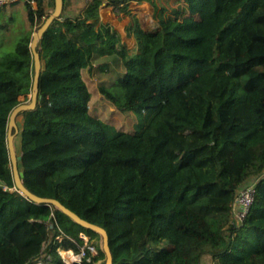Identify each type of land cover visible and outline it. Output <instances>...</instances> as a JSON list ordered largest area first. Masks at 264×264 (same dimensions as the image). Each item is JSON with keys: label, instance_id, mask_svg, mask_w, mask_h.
I'll use <instances>...</instances> for the list:
<instances>
[{"label": "trees", "instance_id": "16d2710c", "mask_svg": "<svg viewBox=\"0 0 264 264\" xmlns=\"http://www.w3.org/2000/svg\"><path fill=\"white\" fill-rule=\"evenodd\" d=\"M143 1L153 9L154 30H144L128 8ZM49 2L37 0L35 9L24 2L30 28L53 9ZM103 2L131 14L126 31L136 51L100 21ZM172 2L167 11L155 0H91L69 17L63 0L62 20L37 44L36 107L16 117L22 182L103 227L112 264H264V0ZM32 32L0 54V180L8 187L0 185V264H33L44 253L47 264H65L57 248L81 247L72 264H104L98 233L9 189L7 126L32 89ZM112 55L122 71L100 91L119 111L140 117L132 131L89 110L81 71ZM252 179L253 204L233 225L235 190ZM48 220L63 235L44 246Z\"/></svg>", "mask_w": 264, "mask_h": 264}, {"label": "rangeland", "instance_id": "374dc122", "mask_svg": "<svg viewBox=\"0 0 264 264\" xmlns=\"http://www.w3.org/2000/svg\"><path fill=\"white\" fill-rule=\"evenodd\" d=\"M155 1H157L159 5L166 7L167 11L176 5V3L172 2L173 0ZM128 8L132 15L139 17V23L145 30H154L156 28V20L153 18V9L148 2L147 4L130 2ZM131 14L123 15V13H121V18H124L125 22L127 21V25L131 22ZM36 28L37 26H34L33 28H30L29 26L27 9L24 2H17L2 7L0 9V54L1 52L3 53L12 50L23 33H26L29 29L34 31ZM122 42L125 43L129 51L134 52L137 50L131 34L127 33ZM101 64H107V68L103 71L99 68ZM121 71L122 64L120 59L112 55L93 59L89 67L87 66L82 69L81 72L82 78L91 94L88 104L90 112L95 117L113 125L117 129L132 131L136 127V123L140 117L132 112L119 111L100 91L101 86L109 87L113 83L116 74ZM112 90L119 94L121 88L118 84H113ZM19 99L23 100L24 96H20ZM27 101H29V95L24 100V102ZM20 120H22L21 117ZM99 243L101 245V238ZM68 251L73 255L76 254L73 250ZM60 252L61 258L66 261H70L73 257L72 255L66 254V251ZM33 264L36 263L34 262ZM43 264L47 263L43 261Z\"/></svg>", "mask_w": 264, "mask_h": 264}, {"label": "water", "instance_id": "95a60500", "mask_svg": "<svg viewBox=\"0 0 264 264\" xmlns=\"http://www.w3.org/2000/svg\"><path fill=\"white\" fill-rule=\"evenodd\" d=\"M63 8V0H54V7L48 13L44 21L32 32V40L30 43V49L33 56L34 62V75H33V83L32 89L29 94V101L21 102L16 105L10 112L9 121L7 126V148L9 153V159L12 168V176H13V184L16 190L27 197L29 200L38 203L45 204L48 206H52L62 213L70 217L74 222L84 227L85 229H90L100 235L101 238V248L105 255L104 264H112V254L110 251V247L108 244V234L107 231L86 219L81 218L78 214L73 212L71 209L62 204L59 200L52 197H43L39 196L33 192H31L27 187L23 184L21 179V173L18 170V160L21 158L20 155L16 154L15 146H14V136L16 135L18 128L16 123L17 115L22 111L32 110L36 107L37 99H38V81L41 70V61L39 52L37 50V44L41 40L44 33L47 31L48 27L51 25L54 20L60 18V14Z\"/></svg>", "mask_w": 264, "mask_h": 264}, {"label": "built area", "instance_id": "2783aa9c", "mask_svg": "<svg viewBox=\"0 0 264 264\" xmlns=\"http://www.w3.org/2000/svg\"><path fill=\"white\" fill-rule=\"evenodd\" d=\"M27 2L33 9L36 8L37 6V0H0V6H6V5H11L16 2ZM84 4H88L91 0H83ZM60 21L62 20V17L58 18ZM256 180L257 179H252L245 183L244 185L238 187L235 190L234 194V199L232 202V223L233 225H241L242 222L244 221L247 213L249 212L251 205L253 204L255 194H256ZM0 185H2L3 189L7 190L8 187L4 185L1 180H0ZM10 190L16 189L15 186L9 188ZM45 224L47 225V237L45 241L43 242V245H49L51 244L54 240H60L63 232L58 228L59 233L55 234L53 228L55 227L56 223L55 221L48 220L45 221ZM79 237L83 239L84 245H86L90 252L93 254L96 253V248L93 245L88 244V237L83 233H79ZM60 251H68L64 249H59L57 248V252L59 255H61ZM83 255V247H81V251L76 253L70 261H66L62 259V261L65 264H72L73 262L77 261L79 262L81 257ZM61 257V256H60ZM50 259L48 254H43L39 258L35 260L36 264H43V261L47 263V261ZM90 258H88L89 260ZM211 264H215V261H211Z\"/></svg>", "mask_w": 264, "mask_h": 264}, {"label": "crops", "instance_id": "0c3cea01", "mask_svg": "<svg viewBox=\"0 0 264 264\" xmlns=\"http://www.w3.org/2000/svg\"><path fill=\"white\" fill-rule=\"evenodd\" d=\"M49 1L50 0H44L45 5L46 4L49 5V3H50ZM19 2H21V1H19ZM141 3L147 4V2H145V1H143ZM13 4H15V3H13ZM84 5L85 4H84L83 0H65V6H64L63 14H64V16L72 17V16L76 15L77 13H79L80 10L82 9V7H84ZM51 10L52 9L48 8L49 12ZM98 11H99L100 21L108 24L110 26V28L116 30L119 38L121 39V41H123L126 34H127V31H126L127 21L125 22L124 18H121V13L115 14L112 11V8L110 6H107L106 2H103L99 6ZM137 18H139V17L137 16Z\"/></svg>", "mask_w": 264, "mask_h": 264}, {"label": "bare ground", "instance_id": "6f19581e", "mask_svg": "<svg viewBox=\"0 0 264 264\" xmlns=\"http://www.w3.org/2000/svg\"><path fill=\"white\" fill-rule=\"evenodd\" d=\"M64 252V251H63ZM61 253V252H60ZM66 254L74 256L70 251H66Z\"/></svg>", "mask_w": 264, "mask_h": 264}]
</instances>
